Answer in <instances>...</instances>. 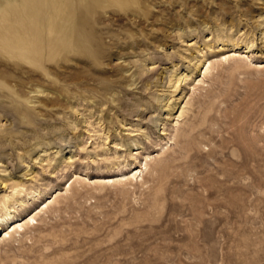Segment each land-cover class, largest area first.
Returning a JSON list of instances; mask_svg holds the SVG:
<instances>
[{
  "label": "rangeland",
  "instance_id": "1",
  "mask_svg": "<svg viewBox=\"0 0 264 264\" xmlns=\"http://www.w3.org/2000/svg\"><path fill=\"white\" fill-rule=\"evenodd\" d=\"M0 45V264H264V0H0Z\"/></svg>",
  "mask_w": 264,
  "mask_h": 264
},
{
  "label": "bare ground",
  "instance_id": "2",
  "mask_svg": "<svg viewBox=\"0 0 264 264\" xmlns=\"http://www.w3.org/2000/svg\"><path fill=\"white\" fill-rule=\"evenodd\" d=\"M30 5V4H29ZM29 13V12H28ZM29 14H31V13H29ZM20 17V16H19ZM21 17H23V16H21ZM3 33V32H2ZM19 33H21V32H19ZM3 34H6V33H3ZM9 34V33H8ZM25 38V37H24ZM43 41V40H42ZM42 44V43H41ZM1 46V45H0ZM3 47V46H2ZM34 49H36V48H34ZM34 49L32 50V51H34ZM236 53V52H235ZM211 64L212 63H210V65L209 66H207V68H206V70H205V72H207L209 69H211ZM204 72V73H205ZM144 167H145V169L147 168V164H145L144 165ZM143 170V169H142ZM136 175V174H135ZM135 175H134V177H135ZM7 217L9 216V214H7L6 215ZM5 219H6V217H4V219H3V221H5ZM8 219V218H7ZM32 219V218H31ZM22 226V225H21ZM0 230L2 231V227H1V224H0ZM7 235H9V236H11L10 234H9V232H7L6 233Z\"/></svg>",
  "mask_w": 264,
  "mask_h": 264
}]
</instances>
